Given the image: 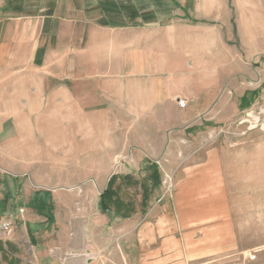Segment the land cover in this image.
I'll return each mask as SVG.
<instances>
[{"label": "crops", "instance_id": "1", "mask_svg": "<svg viewBox=\"0 0 264 264\" xmlns=\"http://www.w3.org/2000/svg\"><path fill=\"white\" fill-rule=\"evenodd\" d=\"M229 17L226 0H0V143L74 148L57 144L56 128L22 129L46 95L55 109L64 102L67 116L110 118L97 131L107 136L82 143L85 154L101 150L95 164L106 163L105 150L116 159L130 149L131 163L164 166L165 176L168 166H183L173 172L171 195L131 213L120 232L126 218L109 225L98 206L102 191L75 190L67 177L63 184L4 156L0 221L15 228L0 240V264H109L107 246L126 236L128 264H264V206L253 220L248 201L264 198V176L251 189L248 151L234 156L187 139L264 98V39L245 40L239 50ZM89 190L104 216L97 232L89 221L85 231L72 222L74 198ZM109 260L119 262V253Z\"/></svg>", "mask_w": 264, "mask_h": 264}, {"label": "rangeland", "instance_id": "2", "mask_svg": "<svg viewBox=\"0 0 264 264\" xmlns=\"http://www.w3.org/2000/svg\"><path fill=\"white\" fill-rule=\"evenodd\" d=\"M226 3L228 17L230 16L229 18H231L234 46H237L240 50L245 40L251 41L250 44H252V39L257 36L264 39V0H226ZM192 11L193 7L187 4L185 12L189 14ZM41 54H43V52L39 51V56ZM60 104L61 102H58L57 109H55L54 102L50 101L49 97L44 95L41 101V109L38 111V114H36V116L32 115L25 117L24 119L21 118L25 120V122L21 123V125L24 124L22 129L25 130L24 128L26 127L24 126L40 127L43 131L49 130V127L52 130L56 128L57 144H64L66 141H71V143L73 142L74 144V148H17L11 146V144L7 142H1L0 160H2L4 156H8L10 160H24L27 165H32L30 167L31 172H34V169L37 173L52 172L59 178L58 181L63 184L67 182L64 179L67 177L66 179H69L68 183H72L75 190L90 186L91 190L97 189L103 192L109 179L112 176H116L117 181L114 187L116 188L117 195L114 206L117 208L118 202L128 204L130 206L129 209L132 211L131 213L134 211H142L153 205H160L162 201L171 195L174 180L173 172H176L175 170L183 166H168L169 169L172 167L171 172H169L170 174L168 173L169 175L165 176L164 166H160L159 168L157 165L160 173V184L153 189L150 194L146 195L142 186V179L146 175L145 164L131 163L130 149L122 150L120 152L122 154L117 156L116 159L110 157L109 150H105V164L94 163L99 158H97V152H101L98 148H90L88 149L89 154H85V151L86 153L88 152L82 147V143L85 145L87 141H90L88 138L87 140L85 138L93 136V138L90 137V139L94 140V145L100 137L103 138L104 134L107 136V133L97 131L103 129L102 127L105 119L110 120V118L82 117L77 115L67 116L66 113L71 111H66L64 102L63 105ZM16 122L19 121L16 120ZM92 123H94V125H92ZM99 125L101 126L99 127ZM87 128H93L95 132L91 135L87 132ZM27 130L23 133L20 132L19 135H21V140H23V136L26 137L30 134ZM47 134L49 135L47 132L42 133L43 136ZM37 135L38 133H36V136ZM187 137L189 141H206L210 144L209 146L212 147L216 146L214 144H219V147H227L230 149L229 151L232 150L234 152V156H243L242 152L245 153L248 151L250 158L251 189L259 188L258 184H261V178L264 176V166L260 165V163H263L264 158V98L256 101L250 110L238 114L237 117L229 120V122L216 127H205L202 129L201 133L190 134ZM16 141L18 140L16 139ZM19 143L21 144V141H19ZM15 144L17 145L18 143ZM245 146L246 149L243 150L242 147ZM222 150L226 152V149L223 148L220 151ZM87 162L90 163L88 164ZM125 176H129L130 179H124ZM103 177L105 179V184L101 180ZM60 178H62V180H60ZM93 178L96 179L94 180ZM97 178L100 179V182H98ZM252 182H255V184ZM252 184L255 186H252ZM98 185L100 186L98 187ZM88 193L90 196L79 195L74 198V211L71 214L72 222L74 223V227H77L79 231L83 228L82 231H85L86 223L89 221L91 230L97 232L98 221L101 222L104 220V216H101L98 211L93 209L95 197L90 190ZM263 199L264 198L257 196L249 197L248 201L251 219L254 220L255 218V220H257V216L264 206V203H262ZM144 200H146L145 204H143ZM237 200H240L237 204H246L245 198L244 200H241V198H234V202ZM126 214L127 217L131 215L128 213ZM65 219L66 214L62 212L61 220L65 221ZM136 219L140 221L144 218L138 216ZM129 220H131V218H126L124 222L119 224L117 229L121 232L122 228H125V226L127 227L125 224L129 222ZM92 223L95 225L93 226ZM92 226L94 229H92ZM101 227L102 225H100V231L102 230ZM113 227L114 226L108 227V225L105 227L107 236H115V228ZM125 240H127V236L126 239L121 238L120 242L116 241L115 245L107 246L110 247V252L106 254L107 263H111L109 258L112 256V253H119L120 261H112V264H128L123 258L121 259V253L123 254L124 251H128V241ZM251 255H254V253H251Z\"/></svg>", "mask_w": 264, "mask_h": 264}, {"label": "trees", "instance_id": "3", "mask_svg": "<svg viewBox=\"0 0 264 264\" xmlns=\"http://www.w3.org/2000/svg\"><path fill=\"white\" fill-rule=\"evenodd\" d=\"M145 172L146 175L142 179L143 190L146 195L150 194L153 189L159 186L160 184V173L157 164L150 161H145ZM130 177L125 176L124 179ZM117 181L116 176H112L105 188V190L100 194L98 206L100 211L108 217L109 225L124 219L127 217V214H131L130 206L123 202H118V207L114 206V201L117 195L116 188L114 187L115 182ZM146 199V198H145ZM146 203V200L143 201V204ZM142 204V205H143ZM130 210V211H129Z\"/></svg>", "mask_w": 264, "mask_h": 264}, {"label": "built area", "instance_id": "4", "mask_svg": "<svg viewBox=\"0 0 264 264\" xmlns=\"http://www.w3.org/2000/svg\"><path fill=\"white\" fill-rule=\"evenodd\" d=\"M178 105L180 107L184 106V102L179 100ZM14 222L11 219H4L0 221V240L5 241L7 240L12 233L14 232ZM255 255L249 256L250 260H254Z\"/></svg>", "mask_w": 264, "mask_h": 264}]
</instances>
